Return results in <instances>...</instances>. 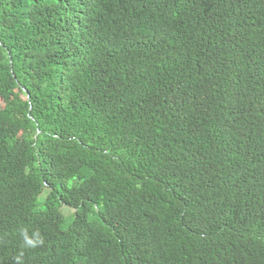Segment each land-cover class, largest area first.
Masks as SVG:
<instances>
[{
	"label": "trees",
	"instance_id": "16d2710c",
	"mask_svg": "<svg viewBox=\"0 0 264 264\" xmlns=\"http://www.w3.org/2000/svg\"><path fill=\"white\" fill-rule=\"evenodd\" d=\"M0 264H264V0H0Z\"/></svg>",
	"mask_w": 264,
	"mask_h": 264
}]
</instances>
